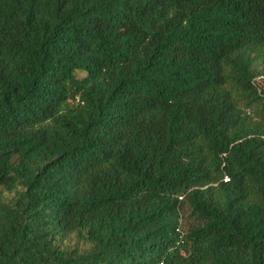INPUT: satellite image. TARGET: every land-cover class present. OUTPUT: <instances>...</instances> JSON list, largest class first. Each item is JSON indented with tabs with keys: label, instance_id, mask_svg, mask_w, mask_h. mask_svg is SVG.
<instances>
[{
	"label": "trees",
	"instance_id": "obj_1",
	"mask_svg": "<svg viewBox=\"0 0 264 264\" xmlns=\"http://www.w3.org/2000/svg\"><path fill=\"white\" fill-rule=\"evenodd\" d=\"M0 264H264V0H0Z\"/></svg>",
	"mask_w": 264,
	"mask_h": 264
},
{
	"label": "built area",
	"instance_id": "obj_2",
	"mask_svg": "<svg viewBox=\"0 0 264 264\" xmlns=\"http://www.w3.org/2000/svg\"><path fill=\"white\" fill-rule=\"evenodd\" d=\"M224 179L227 180V177H225Z\"/></svg>",
	"mask_w": 264,
	"mask_h": 264
}]
</instances>
